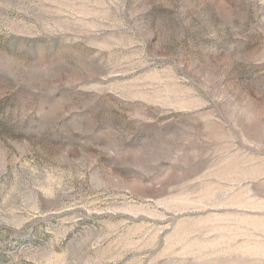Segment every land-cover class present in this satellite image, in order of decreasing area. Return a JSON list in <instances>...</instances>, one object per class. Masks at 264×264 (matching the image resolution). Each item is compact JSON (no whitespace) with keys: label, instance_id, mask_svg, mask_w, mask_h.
Returning <instances> with one entry per match:
<instances>
[{"label":"rangeland","instance_id":"1","mask_svg":"<svg viewBox=\"0 0 264 264\" xmlns=\"http://www.w3.org/2000/svg\"><path fill=\"white\" fill-rule=\"evenodd\" d=\"M0 264H264V0H0Z\"/></svg>","mask_w":264,"mask_h":264}]
</instances>
